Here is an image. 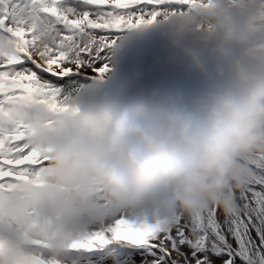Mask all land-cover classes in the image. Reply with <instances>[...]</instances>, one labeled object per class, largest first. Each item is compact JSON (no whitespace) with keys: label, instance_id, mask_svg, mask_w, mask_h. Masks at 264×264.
<instances>
[{"label":"clouds","instance_id":"clouds-1","mask_svg":"<svg viewBox=\"0 0 264 264\" xmlns=\"http://www.w3.org/2000/svg\"><path fill=\"white\" fill-rule=\"evenodd\" d=\"M184 23L197 39L228 49L227 72L194 104L177 90L136 101L90 86L65 108L20 100L0 112L6 125H30L28 141L49 169L40 182H22L0 209L25 219L34 210L53 255L109 217L170 221L206 205L227 213L219 193L229 181L242 186L240 161L264 156V28H248L224 0ZM9 54L11 46L0 48Z\"/></svg>","mask_w":264,"mask_h":264},{"label":"snow or ice","instance_id":"snow-or-ice-1","mask_svg":"<svg viewBox=\"0 0 264 264\" xmlns=\"http://www.w3.org/2000/svg\"><path fill=\"white\" fill-rule=\"evenodd\" d=\"M178 2L187 6L182 15L212 7L211 0ZM84 3L93 11L77 12L66 0H0V48L11 46L13 53L0 55V112L20 100L67 107L74 82L109 70L108 34L133 26L120 12L158 10L165 0ZM29 129L0 122V190L48 171L47 157L28 141ZM245 166L251 175L231 192L234 212L211 205L192 215L177 212L170 221L109 217L70 246L65 264H109V256L116 264H264V156L253 155Z\"/></svg>","mask_w":264,"mask_h":264},{"label":"bare ground","instance_id":"bare-ground-1","mask_svg":"<svg viewBox=\"0 0 264 264\" xmlns=\"http://www.w3.org/2000/svg\"><path fill=\"white\" fill-rule=\"evenodd\" d=\"M66 2L77 12L93 11L92 6L85 4L84 0ZM214 3L215 0H211V4ZM224 4L228 12L237 16L248 28H264L262 0H224ZM186 9L187 6L178 0H165L158 10L121 11V15L131 17L133 26L125 25L108 34L113 41L106 52L109 70L104 74L86 76L74 82L73 88L79 90L102 86L114 92L118 98L136 101L145 100L152 90H177L186 102L196 103L227 72L228 49L225 46L217 48L213 42L202 41L189 34L184 21L191 12L181 14ZM153 11L158 12L155 18H152ZM137 19L141 22L136 23ZM207 27L209 31L213 30L211 25ZM247 160L240 161L246 170L240 188L251 175L245 166ZM48 171L0 190V205L11 197L22 182H40ZM236 189L229 181L219 193L220 200L231 209L227 213L221 209L223 214L235 211L231 192ZM209 206L185 214H196ZM26 216L30 219L11 217L0 209V264H7L9 258L17 264H65L72 244L68 243L58 255H53L50 237L38 215L34 210H29Z\"/></svg>","mask_w":264,"mask_h":264},{"label":"rangeland","instance_id":"rangeland-1","mask_svg":"<svg viewBox=\"0 0 264 264\" xmlns=\"http://www.w3.org/2000/svg\"><path fill=\"white\" fill-rule=\"evenodd\" d=\"M79 239H74L70 243L73 244L74 242L78 241Z\"/></svg>","mask_w":264,"mask_h":264}]
</instances>
